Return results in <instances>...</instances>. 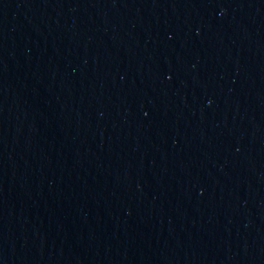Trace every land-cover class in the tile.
<instances>
[{
	"label": "water",
	"instance_id": "95a60500",
	"mask_svg": "<svg viewBox=\"0 0 264 264\" xmlns=\"http://www.w3.org/2000/svg\"><path fill=\"white\" fill-rule=\"evenodd\" d=\"M0 264H264V0H0Z\"/></svg>",
	"mask_w": 264,
	"mask_h": 264
}]
</instances>
